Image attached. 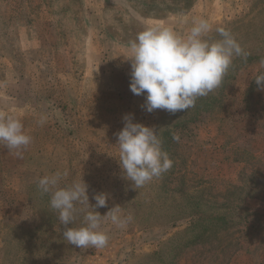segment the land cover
<instances>
[{"label": "rangeland", "instance_id": "1", "mask_svg": "<svg viewBox=\"0 0 264 264\" xmlns=\"http://www.w3.org/2000/svg\"><path fill=\"white\" fill-rule=\"evenodd\" d=\"M199 18L249 55L195 107L147 112L129 88L128 42L149 25L183 35ZM262 58L264 0H0V113L32 137L20 158L0 146V264H264ZM126 114L157 131L173 162L139 189L119 163ZM65 170L60 186L82 177L90 205L108 194L101 215L114 205L132 215L124 228L101 222L104 248L68 244L38 189Z\"/></svg>", "mask_w": 264, "mask_h": 264}, {"label": "clouds", "instance_id": "2", "mask_svg": "<svg viewBox=\"0 0 264 264\" xmlns=\"http://www.w3.org/2000/svg\"><path fill=\"white\" fill-rule=\"evenodd\" d=\"M212 31L209 22L199 18L193 20L183 35L170 26L149 25L128 42L125 59L130 62L129 88L134 95L144 96L143 107L147 112L163 109L175 113L195 107L197 99L220 86L235 57L247 58L249 53L229 29L216 27L219 39L209 37ZM260 63L264 67V58ZM254 80L264 90V72H259ZM124 121L117 133L119 163L124 177L139 189L170 170L173 162L162 149V141L153 127L133 122L131 114H126ZM37 123L43 124L44 117ZM172 139L178 142L180 136L174 133ZM31 142L32 137L26 134L18 117L0 113V146L20 158L22 149ZM67 175L66 170L44 175L37 179V187L49 195L50 208L58 213L62 236L68 244L80 249L104 248L108 236L100 230L101 222L108 218L114 226L124 228L132 221V215H122L119 205L101 215L96 208L106 207L108 194L94 193L96 203L90 205L88 186L82 177L60 186ZM78 203L93 210L77 209ZM80 211L84 212L82 225L70 226Z\"/></svg>", "mask_w": 264, "mask_h": 264}]
</instances>
